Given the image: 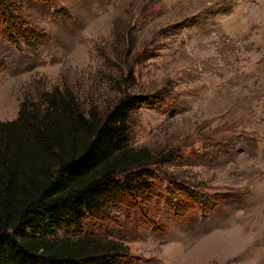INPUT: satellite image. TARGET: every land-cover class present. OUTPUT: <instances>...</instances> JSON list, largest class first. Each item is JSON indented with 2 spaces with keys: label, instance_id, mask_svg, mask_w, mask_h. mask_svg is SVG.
<instances>
[{
  "label": "rangeland",
  "instance_id": "rangeland-1",
  "mask_svg": "<svg viewBox=\"0 0 264 264\" xmlns=\"http://www.w3.org/2000/svg\"><path fill=\"white\" fill-rule=\"evenodd\" d=\"M13 1L38 39H0V122L45 98L101 116L152 98L130 146L152 153L162 190L57 237L116 240L124 264H264V0Z\"/></svg>",
  "mask_w": 264,
  "mask_h": 264
},
{
  "label": "trees",
  "instance_id": "trees-1",
  "mask_svg": "<svg viewBox=\"0 0 264 264\" xmlns=\"http://www.w3.org/2000/svg\"><path fill=\"white\" fill-rule=\"evenodd\" d=\"M6 1L0 39L36 44L38 36L9 18L15 1ZM45 99V110L21 109L0 122V264H124L130 254L116 240L57 233L81 235L84 222L101 220L110 205L162 190L152 153L130 146V116L152 98H124L102 116L74 98ZM186 196L204 210L213 206L188 188Z\"/></svg>",
  "mask_w": 264,
  "mask_h": 264
}]
</instances>
